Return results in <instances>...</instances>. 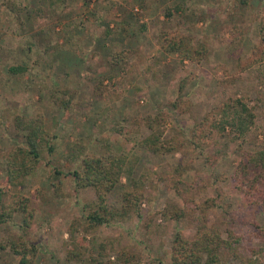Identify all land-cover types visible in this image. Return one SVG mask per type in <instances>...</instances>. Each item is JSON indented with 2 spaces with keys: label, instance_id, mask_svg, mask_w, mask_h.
I'll use <instances>...</instances> for the list:
<instances>
[{
  "label": "rangeland",
  "instance_id": "374dc122",
  "mask_svg": "<svg viewBox=\"0 0 264 264\" xmlns=\"http://www.w3.org/2000/svg\"><path fill=\"white\" fill-rule=\"evenodd\" d=\"M9 1L16 2L21 12L18 8H7ZM233 2L0 0V154L23 143V137L13 126L16 115L43 114L47 129L56 136L57 151L45 156L22 187H9L17 194L32 195L38 191L52 198L46 202L33 200L36 213L27 238L39 247L34 264H62L72 240L69 228L74 220L77 222L86 214L83 204L95 197L91 188L76 189L70 175L61 176L65 194L54 196L52 169L47 162L51 161V165L62 162L65 170L70 169L73 164L67 157L72 145L82 142L87 145L89 154H99L105 149L99 138L109 140L114 152L129 154L132 176H145L142 185L145 196L141 219L135 217L125 224L101 226L94 232L98 237L95 242L101 237L119 236L123 243L131 245L132 253L141 259V264L150 256L161 257L167 264L174 232L180 230L192 237L202 220L198 210L189 218L179 220L164 219L161 214L170 213L173 206H186L184 198L190 197L193 201L187 206L211 199L227 211L222 221L224 210L209 208L205 223L218 221L224 239H228L225 228L239 236L237 244L231 239L232 250L224 248L228 264H235L238 257L245 256L249 252L247 246L264 249L263 241L250 236V220L261 223L260 211L256 210L250 217L249 210L240 207L242 195L227 181L216 179L218 174H230L240 156L239 142L230 140L231 134L219 137L216 144L203 150V155L214 158L212 162L204 161L199 151L152 154L139 145V140L149 133L147 128L141 120L138 125L131 123V118L156 112L157 104L165 109L168 101L178 97L180 79L190 76L188 95L183 96L189 99L191 109L185 114L172 112L167 129L171 125L187 129L212 105L230 95L245 93L250 98L249 105L254 107L256 122L243 148L264 144V62L240 72L235 67L237 54L244 59L251 44L258 41L257 24L264 17V0H251L230 14L228 10ZM182 3V10L169 18L164 15L165 9ZM106 27L110 28L111 42L102 38ZM161 29H179L190 35L194 45L206 47V56L192 63L181 62L176 55L160 53L155 41ZM232 29L237 33H232ZM238 31H243L244 35ZM102 45L116 52L132 51L118 68L107 62L106 55L103 56L106 48ZM39 58L44 61L38 63ZM19 61H28L29 71L33 72L24 76L10 75L7 67ZM112 74L114 78L108 80L106 76ZM101 77H105L104 83L109 89L99 95L93 88ZM64 86L74 92L71 110L66 112L56 103L69 95L60 91L57 102L52 100L53 91ZM123 118H126L125 126L132 129L125 136L111 131V125ZM180 166H186L185 172L177 169ZM182 172L184 184L176 183L178 189L184 190L180 196L172 175L177 173L179 179ZM2 173L0 157V177ZM122 183H126L124 179ZM123 189L124 186L119 185L109 194L110 206L121 204ZM234 212L237 213L235 218L230 219ZM19 221L17 214L14 224H1L0 237L17 232ZM148 221H151L150 233L145 228ZM91 238V234H85L87 241L82 250L87 253L95 250L96 244L89 243ZM79 239L83 240L81 236ZM0 264H16V257L3 251Z\"/></svg>",
  "mask_w": 264,
  "mask_h": 264
},
{
  "label": "trees",
  "instance_id": "16d2710c",
  "mask_svg": "<svg viewBox=\"0 0 264 264\" xmlns=\"http://www.w3.org/2000/svg\"><path fill=\"white\" fill-rule=\"evenodd\" d=\"M251 0H234L229 13L232 14L239 7L246 6ZM183 3L173 8L165 9L164 15L169 18L174 12L182 10ZM7 8L11 10L18 8L16 2L9 1ZM21 12V8H18ZM19 17L17 13L16 18ZM235 29L237 27L233 26ZM145 28L141 25V30ZM232 29V33H237ZM240 32V33H239ZM110 28L106 27L103 35L105 41H110ZM238 34L244 35L243 31ZM258 41L251 44L250 52L244 55L237 54L235 58V67L237 71L246 70L256 64L264 62V17L257 24ZM155 44L158 46L160 53L165 55H176L181 62L189 61L192 63L200 62L207 54V49L203 44L194 45L190 35L185 34L179 29H161L156 35ZM235 44V42H234ZM106 60L110 66L121 67V64L127 59L132 49H121L113 51L106 46ZM30 48V47H29ZM95 53H93L94 55ZM43 62L44 60L36 59ZM118 67V68H119ZM28 61H19L7 67L10 75H27L29 71ZM115 75H108L106 78L111 80ZM105 77L99 79L97 85L93 88L96 94L102 95L109 86L104 83ZM190 76L180 79L178 84V97L166 103V108L158 107L154 113H147L137 119L131 118V123L142 124L147 128L149 133L139 140V145L155 155H163L182 151L186 154L199 151L204 161L209 159L213 162L214 158L203 155V150L217 143L219 137L231 134L230 140L238 141V150L240 156L234 166L233 171L228 175L216 176L217 180H224L229 183L232 189H236L242 195L240 207L242 210H249L248 214L253 217L256 210L260 211L261 223L250 220L252 231L250 236L264 242V144L257 148L244 149L243 143L249 131L254 127L256 115L254 107L249 105L250 98L247 94L230 95L220 102L212 105L199 120L187 129L173 127L167 129L174 111L177 114H185L191 109L189 99L183 95H188L186 91ZM62 89V90H61ZM69 95L67 99H60L57 102L58 92ZM52 100L60 105L63 110H71V101L74 92L64 86L53 91ZM148 100V96L146 98ZM151 101V100H148ZM126 118L119 119L111 125V131L120 135H127L132 129L127 128L124 124ZM130 123V121H129ZM13 126L16 131L23 137V143L16 144L0 154L3 166V173L0 177V225L15 223L16 215H20L17 225V232L0 237V253L7 251L16 257V264H34V259L39 252V247L28 240L30 228L34 221L36 208L33 200L40 199L42 202L50 201L52 198L44 196L41 192H35L32 195L17 194L10 190L9 187H22L27 177L34 174L35 169L42 162L46 155H52L56 150L54 143L55 134H51L47 129L43 114L35 115H16L13 119ZM105 149L99 154H89L86 151L87 145L77 142L70 148L68 158L73 166L65 170L63 163L58 165H47L52 169L51 184L54 187V196H63V181L61 176L70 175L76 189L91 188L94 191V199L83 204L82 208L86 214L79 217L77 222L74 220L69 228L71 240L70 247L62 261V264H141V259L131 251V245L123 243L120 238L104 237L95 242L98 238L94 232L101 226L125 224L135 219L142 218L141 204L144 200L145 193L142 185L145 176L140 174L137 178L132 176L133 168L129 165V154L125 152H114L111 149L109 140L101 139ZM82 141V140H80ZM186 167V166H185ZM185 167L180 166L177 169L185 172ZM175 171V169H174ZM183 172L180 174L182 176ZM176 173L172 175L176 192L182 195L184 190L178 189L179 185L184 184V180L177 178ZM126 183H122V180ZM119 185L124 186L121 193V204L119 206H110L108 203L109 194ZM183 196V195H182ZM48 197V198H47ZM187 201L186 206H173L174 209L167 213L161 214L164 219L179 220L189 218L196 210L200 211L202 222L197 227L192 237L186 236L180 230L174 232L169 249V261L167 264H228L224 258V248L229 250L231 239L237 244L239 236L234 235L232 230L226 229L228 239L222 237L221 225L218 221L212 224L205 223L207 211L223 209L221 214L222 221L227 211L222 204L215 203V200L205 199L202 203L189 205L193 200L184 198ZM158 214V212L156 213ZM236 212L231 214L230 219L235 218ZM151 221L145 224L148 232H151ZM82 232L81 239L78 236ZM85 234L92 235L94 245L93 252H85ZM98 240V239H97ZM140 242V241H138ZM148 247L147 245H145ZM247 254L238 257L235 264H264V249L259 246H247ZM112 257V258H111ZM143 264H165L161 257L150 256Z\"/></svg>",
  "mask_w": 264,
  "mask_h": 264
}]
</instances>
